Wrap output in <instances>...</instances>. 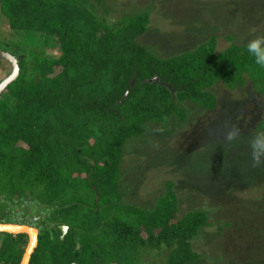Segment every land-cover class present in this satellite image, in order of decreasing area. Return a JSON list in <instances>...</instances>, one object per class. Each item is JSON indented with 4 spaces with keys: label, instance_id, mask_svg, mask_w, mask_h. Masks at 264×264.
Returning a JSON list of instances; mask_svg holds the SVG:
<instances>
[{
    "label": "trees",
    "instance_id": "16d2710c",
    "mask_svg": "<svg viewBox=\"0 0 264 264\" xmlns=\"http://www.w3.org/2000/svg\"><path fill=\"white\" fill-rule=\"evenodd\" d=\"M108 2L0 0L10 35L0 50L18 67L0 94V223H12L7 205L37 203L46 213L28 264H122L131 257L126 248L138 250L139 261L138 245L157 251L161 244L165 264H189L197 257L191 240L210 226L207 214L177 219L167 193L152 212L126 204L119 177L124 143L142 136L146 124H183L185 102L214 113L219 101L210 90L220 83L233 92L249 82L264 104V68L232 37L220 53L212 36L160 58L161 45L149 48L146 35L155 4L136 15L130 5L114 19ZM18 33L27 34L28 47L13 43ZM43 47L59 55L49 59ZM154 77L158 83H148ZM254 130L264 132V114ZM60 226L67 227L63 237ZM0 235V264H20L27 236Z\"/></svg>",
    "mask_w": 264,
    "mask_h": 264
},
{
    "label": "rangeland",
    "instance_id": "374dc122",
    "mask_svg": "<svg viewBox=\"0 0 264 264\" xmlns=\"http://www.w3.org/2000/svg\"><path fill=\"white\" fill-rule=\"evenodd\" d=\"M108 3L114 19L130 5H135L136 15L155 4L154 11L149 12L146 35L149 48L161 45L157 52L162 56L155 55L164 59L182 55L212 36L217 37L218 53L230 45L226 37H232V44L243 47L250 39L264 36V0ZM6 25L0 15L1 43L10 42ZM13 39V43L29 46L26 33H18ZM44 48L39 51L49 59L59 55L56 49ZM2 68L5 72L0 74V80L10 73L8 65ZM59 71L55 68V74ZM210 92L219 101L214 113L206 115L185 102L182 106L187 118L183 124H177L174 118L163 125L146 124L142 136L125 141L120 191L126 204L143 212L154 211L167 193L176 203L177 219L191 211L207 214L210 226L191 240V251L197 257L189 264H264V165L252 167L249 147V140L258 132L254 130L255 123L263 120L264 104L249 82L233 92L220 83ZM232 126L240 130V139L226 143L224 137ZM21 207L6 206L12 223L30 221L33 216L39 218L34 225L44 220L46 213L37 203L25 202ZM227 223L230 227L225 226ZM4 238L0 235V243ZM138 248L144 249L140 260L138 250L130 247L126 248L130 249V260L122 264H165V245L161 244L162 250L157 251L150 245Z\"/></svg>",
    "mask_w": 264,
    "mask_h": 264
},
{
    "label": "clouds",
    "instance_id": "9594fccd",
    "mask_svg": "<svg viewBox=\"0 0 264 264\" xmlns=\"http://www.w3.org/2000/svg\"><path fill=\"white\" fill-rule=\"evenodd\" d=\"M246 50L252 57L254 63L260 68H264V36H256L255 38L250 39L246 45ZM240 135V130L235 126H232L224 137L225 142L232 143L233 141H238ZM249 147L251 150L252 167H260L261 165H264V132H257L253 135L249 140ZM24 222H27L26 225L23 224ZM38 222L39 218L33 216L30 221L24 220L19 224H7L27 226L38 231V229H36L38 225H34Z\"/></svg>",
    "mask_w": 264,
    "mask_h": 264
},
{
    "label": "water",
    "instance_id": "95a60500",
    "mask_svg": "<svg viewBox=\"0 0 264 264\" xmlns=\"http://www.w3.org/2000/svg\"><path fill=\"white\" fill-rule=\"evenodd\" d=\"M0 60L7 63V65L11 69L10 74L0 83V94H1L6 89L7 86H9L12 82L16 80L18 76V67H17L15 59L9 54L1 50H0ZM158 81H159L158 78L154 77L153 79L149 80L148 83H153V82L158 83ZM167 88L171 90L169 86H167ZM126 94L127 93L124 94V97H126ZM59 230L61 231V235L63 237L67 232V227L61 226L59 227ZM0 233H4L8 235H26L27 236L28 243L25 248L24 254L22 256V259L20 261V264H28L29 259L34 249L37 246V230L29 228L27 226L0 223Z\"/></svg>",
    "mask_w": 264,
    "mask_h": 264
},
{
    "label": "crops",
    "instance_id": "0c3cea01",
    "mask_svg": "<svg viewBox=\"0 0 264 264\" xmlns=\"http://www.w3.org/2000/svg\"><path fill=\"white\" fill-rule=\"evenodd\" d=\"M26 236V235H25ZM27 243H28V241H27ZM21 245V244H20Z\"/></svg>",
    "mask_w": 264,
    "mask_h": 264
}]
</instances>
